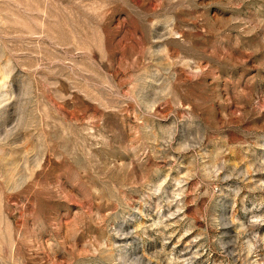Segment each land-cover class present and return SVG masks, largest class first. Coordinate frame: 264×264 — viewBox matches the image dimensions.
<instances>
[{"label":"rangeland","instance_id":"rangeland-1","mask_svg":"<svg viewBox=\"0 0 264 264\" xmlns=\"http://www.w3.org/2000/svg\"><path fill=\"white\" fill-rule=\"evenodd\" d=\"M0 264H264V0H0Z\"/></svg>","mask_w":264,"mask_h":264}]
</instances>
